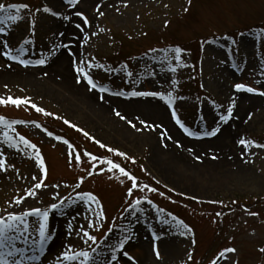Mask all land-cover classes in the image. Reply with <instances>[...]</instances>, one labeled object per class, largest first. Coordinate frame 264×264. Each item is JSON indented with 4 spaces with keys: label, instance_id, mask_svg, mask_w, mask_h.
I'll return each mask as SVG.
<instances>
[{
    "label": "rangeland",
    "instance_id": "rangeland-1",
    "mask_svg": "<svg viewBox=\"0 0 264 264\" xmlns=\"http://www.w3.org/2000/svg\"><path fill=\"white\" fill-rule=\"evenodd\" d=\"M12 1L33 6L43 2L60 13L39 16L29 8L28 14L20 11V20L0 24L5 28L0 33V97L31 101L19 107L0 104L3 119L18 122L11 128L0 124V158L5 161L0 218L35 208L49 213L40 259L23 264H79L82 258L63 260L62 252L69 247L88 251L95 258L88 264H264V148L259 146L264 145V95L259 94L264 91V33L259 28L264 0H126V6L125 0L0 3ZM7 14L16 10L8 9L0 18ZM238 29L245 31L236 34ZM61 44H69L71 54ZM176 48L182 49L179 63ZM9 49L17 60L3 55ZM121 57L127 62H118ZM38 59L45 63L36 64ZM77 67L98 88L92 89ZM236 83L258 91L237 92ZM110 88L127 96L111 94ZM133 92H160L164 99ZM169 93L171 105L166 102ZM156 104L165 108L175 130L162 127ZM229 107L231 117L221 121ZM214 128H219L216 135H204ZM5 132L11 143L5 141ZM49 132L68 138L77 152ZM221 137L208 149L192 143ZM241 139L252 144L245 147ZM37 150L46 172L39 169ZM106 160L119 164L128 176L118 169L108 171ZM131 177L138 187L129 194ZM37 182L42 187L33 189ZM89 192L98 204L78 195ZM28 221L27 236L36 247L39 234L34 229L39 224L35 216ZM85 231L96 241L84 237ZM122 240L124 247L119 248ZM16 244L27 247L22 241ZM229 247L236 251L220 258Z\"/></svg>",
    "mask_w": 264,
    "mask_h": 264
},
{
    "label": "snow or ice",
    "instance_id": "snow-or-ice-1",
    "mask_svg": "<svg viewBox=\"0 0 264 264\" xmlns=\"http://www.w3.org/2000/svg\"><path fill=\"white\" fill-rule=\"evenodd\" d=\"M67 3L69 5H75L78 3V0H67ZM125 6H126V0H125ZM28 5L27 4H9V5H5L0 3V13H5L8 11V9H15L16 10V14H7L4 15L2 18H0V24H4L6 21H18L20 20V11L22 9H27ZM43 12L44 13H51L53 15H59V12H54L52 8L50 7H43ZM76 16H80L83 19V23L86 25L88 24V19L87 17L83 16V13L81 12H76L75 13ZM101 15H103V13H100ZM65 20H68L69 17L68 16H64L63 17ZM77 28H81V25L77 24L76 25ZM5 31L4 27H0V33H3ZM87 36H85V40H87ZM4 48H8V45L5 43L3 44ZM58 47H63L65 49H68L69 54H71V48L69 44H61L58 45ZM21 53L23 52V49L20 50ZM176 53V61L177 63L180 62V53L182 51L181 48H176L175 50ZM4 56L9 57V59L11 60H17L18 57L15 55L11 54V49H9L8 51H4L3 52ZM21 64H28L31 63V61L28 60H20L19 61ZM36 64H44L45 60L44 59H38L35 61ZM93 65H88V67H92ZM100 67V66H97ZM172 71H175V68L172 69ZM76 72L80 74V76H82L84 79L87 80L88 85L91 86L92 89L97 88V84L93 81L91 75H89V73L83 68V67H77L76 68ZM129 75H131V73H129ZM80 79L79 77L77 78V83H80ZM235 89L237 90V92L243 90L246 91L248 93H256L258 91L257 88L255 87H250L245 85L244 83H236L234 85ZM102 91L104 89H101ZM260 95H264V91L259 92ZM131 95L134 96H159L162 99H164L163 93L160 92H133L131 93ZM172 95L171 93L168 94L167 100L166 102L171 105L172 103ZM31 103L30 100L26 99V98H13L11 96L5 98L0 97V104H12L15 105L17 107L21 106L22 104H29ZM32 107L35 108V110L37 112H44V109L36 106L35 104H32ZM117 116H121V114L119 112L116 113ZM232 115V108L229 107L227 109V115H222L220 117L221 121H227ZM172 116L174 119H176L177 124H180V120L179 118L176 117V113L173 112ZM124 117L121 116V119H123ZM14 123H18L17 121H5L2 117H0V124H3L6 128H11L12 124ZM65 123H69V121L65 120ZM129 123H131V121H129ZM141 123H144L143 121ZM180 126L183 128V124H180ZM36 127H39V125H36ZM72 127H76V125H72ZM185 132H187L189 135H195V133H191L188 131L187 128L184 129ZM219 131V128H214L209 132L204 133V135H208V136H214L217 134V132ZM49 136L52 135L51 132L48 133ZM84 135H88V133H84ZM3 136L5 138V141L8 143L12 142V138L8 136V133L5 132L3 133ZM19 141L22 142L24 145H26L28 148H31L33 150L36 149V145L32 144L29 140L25 139L24 136H19ZM57 140L61 139L60 137H56ZM65 143H67L65 141ZM97 143H99V141H97ZM239 143L245 147H248L249 145L252 144L251 140H244L241 139L239 141ZM261 148H264V145H259ZM13 147H15V145L13 144ZM69 147H71L69 145ZM101 147H105V145L101 144ZM110 151H112V149H109ZM2 155V154H0ZM90 159L92 160H96L97 157L92 156L91 153H87L86 154ZM119 155H125L124 153H119ZM80 155L76 154L75 155V160L78 163L80 161ZM215 158V157H214ZM197 159H199V157H197ZM36 161L39 164V169L41 172H46V167H45V160L40 156L39 151H36ZM104 163H106L108 165V171H112L113 169H118L119 172L125 176H128V173L125 171L124 168L120 167L119 164L114 163L112 160H106L104 161ZM5 169V161L0 158V170H4ZM101 171H103V169H101ZM92 173L89 172V175H91ZM132 181V187L128 189L129 194L132 193V189L138 187L137 183H136V179L135 177H131L130 178ZM33 180H37L36 176H33ZM42 187V183L37 182L33 185V189H40ZM77 187H79V185H77ZM142 187L147 188V185H143ZM150 191H155V189H149ZM29 195H34L35 192L34 191H29L28 193ZM78 195L83 196V198L87 201V202H95L98 204L97 198L92 194V193H78ZM161 195H163L161 193ZM16 203H20V200L17 199L15 201ZM134 203L136 205H138L140 203L139 200L134 201ZM131 206V205H130ZM58 205L57 204H52L51 208L55 209L57 208ZM48 211H41L39 208H35V209H31L30 211H26L21 215H16V214H8L7 219L5 220L4 218H0V264H23L24 261H37L40 259V255H38L37 253H42L43 252V247H44V241L46 239H48V236L46 235V229H47V220H48ZM217 215H220V213H218ZM252 215H255L254 213H252ZM29 216H35L37 218V222L39 224L38 229H34L35 231H38L39 234V247H34L36 242H30L27 236L28 230H29V221H28V217ZM103 213H99L98 217H102ZM91 223V222H90ZM180 225H183V221H179L178 222ZM185 228H187V225H183ZM69 228L71 229V223L69 224ZM71 234V233H69ZM84 237H87L88 240L90 241H96V237L90 235L87 231H85L83 233ZM17 241H22L25 245H27V247H17L16 242ZM124 247V241H120L119 244V248H123ZM26 251H32V255H25ZM97 249L93 248L92 252H96ZM116 251V249H113V255L111 256V260L115 261L116 260V255L114 254ZM236 251L235 248H225L222 252H220L219 256L220 258H223L225 253H234ZM262 252H264V249H261ZM124 256H128L129 254L127 252L123 253ZM156 255L157 257H159V252L156 251ZM17 256L19 257L17 259ZM62 257L64 261H76L79 258H82L79 260V264H88L89 260H95L94 257L90 256V253L88 251H79V252H75L71 249V247H69L67 250L62 252ZM192 257L189 256V259H191ZM210 264H219L218 260H213L210 262Z\"/></svg>",
    "mask_w": 264,
    "mask_h": 264
},
{
    "label": "bare ground",
    "instance_id": "bare-ground-1",
    "mask_svg": "<svg viewBox=\"0 0 264 264\" xmlns=\"http://www.w3.org/2000/svg\"><path fill=\"white\" fill-rule=\"evenodd\" d=\"M2 74H10L9 72H6V71H3V72H1ZM156 111H158L159 112V114H160V118H161V120H162V123H163V125H162V127H164V124H165V126L167 127V128H172L173 130H175L174 129V127L171 125V123H169V121L165 118V116H164V112H163V110L165 109V108H163V107H161V106H159V105H155L154 107H153ZM169 126V127H168ZM216 138V137H215ZM222 139H223V137H221L220 139H210V140H200V141H197V142H192V143H194V144H196V146H198V148L199 149H202V148H212V147H215L216 146V143L217 142H220V141H222ZM219 148V147H218ZM220 149V148H219Z\"/></svg>",
    "mask_w": 264,
    "mask_h": 264
}]
</instances>
